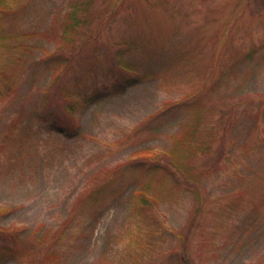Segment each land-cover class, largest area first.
I'll return each instance as SVG.
<instances>
[{
  "label": "rangeland",
  "instance_id": "374dc122",
  "mask_svg": "<svg viewBox=\"0 0 264 264\" xmlns=\"http://www.w3.org/2000/svg\"><path fill=\"white\" fill-rule=\"evenodd\" d=\"M89 1L3 0L0 264H264V0Z\"/></svg>",
  "mask_w": 264,
  "mask_h": 264
},
{
  "label": "trees",
  "instance_id": "16d2710c",
  "mask_svg": "<svg viewBox=\"0 0 264 264\" xmlns=\"http://www.w3.org/2000/svg\"><path fill=\"white\" fill-rule=\"evenodd\" d=\"M89 2L92 3L91 0ZM19 11H22V9L5 6V4H3V0H0V15L3 14L7 16H12ZM78 12H79V8L76 5H74L73 11H71L70 14H67L66 18L64 17L65 19L61 23L62 33L60 35V38L64 41L65 48L71 47V45L76 40V37L81 34V24L83 23V21H81V19L79 18ZM0 28L2 29L1 25H0ZM2 32L0 31V46H5L2 43V41L14 40L16 36L18 38L19 37L33 38L35 36L34 35L35 33L33 31H28L27 33L18 31L15 35H12V34L6 35V34H2ZM14 47L16 49H21L25 52H30V47H27L24 44H15ZM12 74L13 73H8L5 69H0V102L10 97L12 92L15 90V80L11 77ZM74 105L75 104L72 101H66V103L64 104L65 110L67 113H69V115H71L74 112L75 110ZM51 129L67 137H71L76 132L79 131L78 130L79 128L77 127V124L74 123V120L72 117L66 119V118L59 117V116H58V120H55V123L51 124ZM180 144L181 143H178V146Z\"/></svg>",
  "mask_w": 264,
  "mask_h": 264
}]
</instances>
